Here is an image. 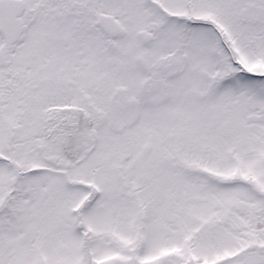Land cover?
Masks as SVG:
<instances>
[{
    "label": "snow or ice",
    "instance_id": "obj_1",
    "mask_svg": "<svg viewBox=\"0 0 264 264\" xmlns=\"http://www.w3.org/2000/svg\"><path fill=\"white\" fill-rule=\"evenodd\" d=\"M0 264H264V0H0Z\"/></svg>",
    "mask_w": 264,
    "mask_h": 264
}]
</instances>
